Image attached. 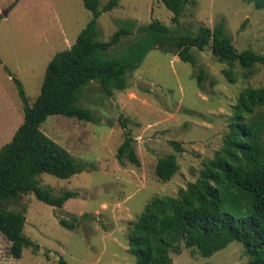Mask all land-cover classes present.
Segmentation results:
<instances>
[{"label":"rangeland","instance_id":"obj_1","mask_svg":"<svg viewBox=\"0 0 264 264\" xmlns=\"http://www.w3.org/2000/svg\"><path fill=\"white\" fill-rule=\"evenodd\" d=\"M109 0H101L104 5ZM0 149L11 141L24 121V104L13 79L24 85L32 105L41 91L47 66L59 51L70 48L93 17L83 0H0ZM173 12L162 0H119V5L98 19L100 41H109L129 19L139 24L159 20L176 28ZM225 20L227 33L239 50L252 48L264 54V9L250 0H196L181 18L183 32H198L202 25L214 27ZM136 34L124 37L110 49L109 57L123 56ZM197 65L180 59L173 50L157 45L140 67L128 76L126 89L109 94L99 82L88 85L78 102L92 109L100 121L74 116H49L41 130L68 149L86 168L60 178L38 176L40 183L58 195L76 194L63 208L23 193L6 202L12 210L26 211L25 233L39 249L25 247L21 258L10 254V241L0 231V264H135L128 234L133 222L156 196H177L196 180L204 161L224 144L230 118L240 91L247 86L264 87V65L249 77L235 65V82H229L210 47L191 49ZM204 72L202 86L199 73ZM134 138L140 165L128 157L120 160L125 140L120 116ZM172 141L180 143L178 150ZM170 153L178 158L175 176L164 181L156 173L158 160ZM86 214L87 216H83ZM81 217L73 229L60 217ZM173 264H250L244 244L233 241L209 257L197 248L172 253Z\"/></svg>","mask_w":264,"mask_h":264},{"label":"trees","instance_id":"obj_2","mask_svg":"<svg viewBox=\"0 0 264 264\" xmlns=\"http://www.w3.org/2000/svg\"><path fill=\"white\" fill-rule=\"evenodd\" d=\"M173 12L176 28L153 20L139 24L129 19L109 41L98 39V19L102 13L119 5V0H83L93 17L68 49L57 52L50 60L40 94L29 103L22 82L13 77L24 104V121L10 142L0 149V231L10 241V254L21 258L25 247L39 249L26 233V211L12 210L6 202L23 193L34 192L47 204L63 208L76 193L65 190L55 195L43 186L38 176L44 172L70 178L83 171L87 163H78L72 153L41 130L51 115L74 116L81 120L100 121L89 108L78 104L84 89L99 82L109 94L127 88L128 76L140 67L146 54L157 45L174 51L181 60L197 65L193 47H210L213 55L227 64L223 72L234 83L238 64L249 77L257 65H264V54L252 48L239 50L225 28V20L213 28L202 25L198 32L181 30V18L188 4L196 0H162ZM264 9V0H250ZM1 18V15H0ZM123 56L109 57L111 48L124 37L134 35ZM0 58V62H1ZM204 72L199 73L202 86ZM125 140L118 157H128L140 165L134 138L127 129V117L120 116ZM172 144L181 150L180 143ZM179 168L175 153L161 157L156 173L164 181L172 179ZM83 216H87L84 214ZM81 217H60V223L75 228ZM129 250L135 264H173L172 253L195 247L209 257L233 241H241L251 258L250 264H264V87L247 86L240 91L229 131L223 146L214 157L204 161L196 180L189 182L177 196L154 197L133 222ZM59 264H70L60 258Z\"/></svg>","mask_w":264,"mask_h":264},{"label":"crops","instance_id":"obj_3","mask_svg":"<svg viewBox=\"0 0 264 264\" xmlns=\"http://www.w3.org/2000/svg\"><path fill=\"white\" fill-rule=\"evenodd\" d=\"M17 129H18V128H17ZM15 132H16V131H15ZM14 134H15V133H14ZM14 134H13V135H14ZM12 137H13V136H12Z\"/></svg>","mask_w":264,"mask_h":264}]
</instances>
